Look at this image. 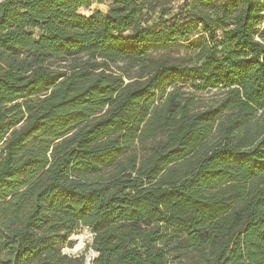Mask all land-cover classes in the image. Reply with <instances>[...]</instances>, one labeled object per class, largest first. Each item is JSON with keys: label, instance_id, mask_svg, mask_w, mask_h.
Instances as JSON below:
<instances>
[{"label": "trees", "instance_id": "trees-1", "mask_svg": "<svg viewBox=\"0 0 264 264\" xmlns=\"http://www.w3.org/2000/svg\"><path fill=\"white\" fill-rule=\"evenodd\" d=\"M173 1L0 0V264H264V0Z\"/></svg>", "mask_w": 264, "mask_h": 264}, {"label": "rangeland", "instance_id": "rangeland-1", "mask_svg": "<svg viewBox=\"0 0 264 264\" xmlns=\"http://www.w3.org/2000/svg\"><path fill=\"white\" fill-rule=\"evenodd\" d=\"M111 0H104V3L102 4H98V3H94V5H91L88 8H80L79 12L82 14H90L92 11L95 10H99L102 13L106 12L107 9V4L110 2ZM183 0H174L173 2H171L168 7H171V13L176 12L177 7L182 3ZM159 13H155L154 15L151 16V21L152 20H156V17H158ZM170 15H166L164 17V19L169 18ZM259 29L261 31H264V21L263 23L260 24ZM33 33L37 36L39 34V30L38 29H33ZM125 35H128V33H126ZM218 90H210V92H205L202 93L203 97L207 100H214L217 99L218 97ZM72 234V237L69 238V240H67V244L62 248V251L64 253H66L68 256H70L71 258L74 259L75 264H84L85 260H87L88 258H90L91 260H93V258L96 256L97 251L94 250L91 247V241H92V237H93V232L91 230V228L87 225H80L78 230ZM71 234V235H72ZM78 235H83L85 236V241H84V245L82 248L80 249H76V245L73 241V238L75 236Z\"/></svg>", "mask_w": 264, "mask_h": 264}, {"label": "bare ground", "instance_id": "bare-ground-1", "mask_svg": "<svg viewBox=\"0 0 264 264\" xmlns=\"http://www.w3.org/2000/svg\"><path fill=\"white\" fill-rule=\"evenodd\" d=\"M73 241H74V243H75V245H76V249H80V248H82L83 245H84L85 236H83V235L75 236V237L73 238ZM87 260H91V259L88 258ZM87 260H85V263H86ZM85 263H84V264H85Z\"/></svg>", "mask_w": 264, "mask_h": 264}, {"label": "water", "instance_id": "water-1", "mask_svg": "<svg viewBox=\"0 0 264 264\" xmlns=\"http://www.w3.org/2000/svg\"><path fill=\"white\" fill-rule=\"evenodd\" d=\"M67 239L69 240V237ZM91 263H92V260H87L85 264H91Z\"/></svg>", "mask_w": 264, "mask_h": 264}]
</instances>
